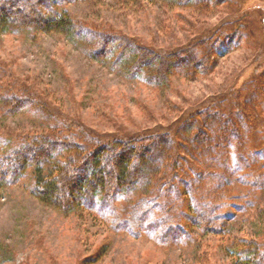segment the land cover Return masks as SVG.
Returning a JSON list of instances; mask_svg holds the SVG:
<instances>
[{
	"label": "rangeland",
	"instance_id": "1",
	"mask_svg": "<svg viewBox=\"0 0 264 264\" xmlns=\"http://www.w3.org/2000/svg\"><path fill=\"white\" fill-rule=\"evenodd\" d=\"M60 7L77 38L0 32V157L21 137L54 126L75 124L105 142L138 137L137 146L171 129L173 141L159 148L187 157L204 177L192 194L165 175L153 193L142 184L122 194L114 206L123 219L140 197L163 206L152 207L141 226L135 214L125 228L109 213L43 203L28 169L0 186V264H237L236 256L245 257L235 252L264 247V0H72ZM13 97L23 103L16 109ZM234 120L243 139L219 142L221 166L195 163L178 138L193 133L206 142ZM148 176L154 188L162 173ZM138 206L140 214L150 207ZM216 206L219 218L210 211ZM163 215L171 216L165 229L151 226Z\"/></svg>",
	"mask_w": 264,
	"mask_h": 264
},
{
	"label": "trees",
	"instance_id": "2",
	"mask_svg": "<svg viewBox=\"0 0 264 264\" xmlns=\"http://www.w3.org/2000/svg\"><path fill=\"white\" fill-rule=\"evenodd\" d=\"M71 1L0 0V32H55L77 38L79 34L76 23L68 11L60 7L61 4ZM92 35L104 41L108 38L97 32H92ZM155 53L160 54L161 51L155 50ZM14 97L11 100L14 101L13 107L16 109L23 103L20 104V101H16ZM217 100L215 96L213 103ZM246 127L253 129L249 124ZM76 128L75 124L64 125L63 128L54 126L48 133L21 137L20 142H16L0 157V186L16 183L28 169H32L35 180L32 193L43 203L58 206L66 212L84 208L109 213L110 216L120 220L121 226L127 228L133 223L130 218L135 214L139 215L138 226H141L147 215L152 213V207L163 206L156 198L145 200L140 197L139 201L131 206L130 212L125 215L129 218L123 219L114 206V201L122 194L126 195L142 184L147 185L145 193H153L155 188L161 187L162 182L167 183L164 181V175L173 177L170 180L174 187L178 178L181 179L187 189L191 188L187 192L192 194L196 180L204 177L205 169L194 168L187 157L173 151L166 154L159 148L160 141L172 140L175 137V132L171 129L157 134L149 133L148 138L152 140L151 143L137 146L136 143L141 142V138H113L105 142L93 132L86 131L84 128L77 131ZM217 129H214V132L218 131L215 137L206 134V142L199 141L197 134L189 135L188 133L181 136L178 133V138L186 142V144L182 142L186 153L194 159L195 163L198 158H205L209 159V163L215 162L216 166H221L223 161L218 157L220 155H217L222 150L218 145L219 142L223 139L228 141V145H232L229 141L230 137H235L239 141L243 139L235 120L232 125ZM152 152L155 153L154 156L151 155ZM181 160L185 161L187 166L181 165L179 163ZM145 168H148L150 172L145 173L143 171ZM152 172L155 175L162 173V176L156 178L154 188L148 187L150 182H146L149 181L148 175ZM185 193L184 191L183 194ZM141 203L150 205L151 208H145L147 211H141L140 214L138 205ZM218 208L219 206H216L210 210L216 218L220 216L217 213ZM169 217L171 216L163 215L151 226L164 228L166 222L170 221ZM172 225L175 226V223ZM171 226L166 230V234L176 228ZM250 251V248L234 251L235 255L245 257L244 260L236 256V263L264 264L263 246L256 247L253 252Z\"/></svg>",
	"mask_w": 264,
	"mask_h": 264
}]
</instances>
